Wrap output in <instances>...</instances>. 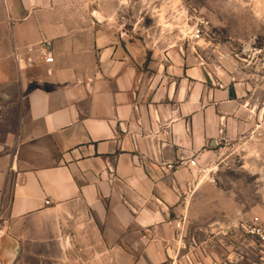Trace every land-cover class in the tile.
<instances>
[{
  "label": "crops",
  "instance_id": "crops-1",
  "mask_svg": "<svg viewBox=\"0 0 264 264\" xmlns=\"http://www.w3.org/2000/svg\"><path fill=\"white\" fill-rule=\"evenodd\" d=\"M135 27L102 0H0V264H243L181 163L205 166L243 108ZM42 41L53 62L15 59ZM201 221L212 239L188 241Z\"/></svg>",
  "mask_w": 264,
  "mask_h": 264
},
{
  "label": "rangeland",
  "instance_id": "rangeland-1",
  "mask_svg": "<svg viewBox=\"0 0 264 264\" xmlns=\"http://www.w3.org/2000/svg\"><path fill=\"white\" fill-rule=\"evenodd\" d=\"M102 1L108 11L118 7L135 21L137 36L152 34L160 40V50L174 47L184 57L186 69L199 67L210 89L230 91L243 108L239 115L231 113L240 120V128L234 124V131L225 134L222 129L205 166L200 165L207 171L199 181L212 186L201 190L207 203L194 207L216 217L228 214L222 226L217 222L225 237L215 241L228 244L234 259L243 264H263L257 237L246 228L264 229V0ZM4 128L0 120V129ZM5 135L0 132V158L10 147L3 145ZM12 181L8 177V184L0 188V215L9 206ZM187 223L188 241L194 236L200 241L212 239L206 230L210 222ZM196 229V235L191 233ZM91 255L94 260L96 254Z\"/></svg>",
  "mask_w": 264,
  "mask_h": 264
},
{
  "label": "built area",
  "instance_id": "built-area-1",
  "mask_svg": "<svg viewBox=\"0 0 264 264\" xmlns=\"http://www.w3.org/2000/svg\"><path fill=\"white\" fill-rule=\"evenodd\" d=\"M36 57L42 58L47 63L54 61V57L51 55L46 41H42L36 46L29 47L24 53L18 51L15 52V59L19 63L37 62ZM181 160H182L181 163L188 165L190 167L197 168V171L195 173L198 176L205 174L207 171V169L199 165V162L196 159V157H186V158H181ZM166 166L168 169H172L174 167L172 163H167ZM180 224H181L180 222L177 223L178 226H180ZM246 229L248 233L257 237V242L259 243L257 249L264 264V229L259 225L248 226Z\"/></svg>",
  "mask_w": 264,
  "mask_h": 264
},
{
  "label": "water",
  "instance_id": "water-1",
  "mask_svg": "<svg viewBox=\"0 0 264 264\" xmlns=\"http://www.w3.org/2000/svg\"><path fill=\"white\" fill-rule=\"evenodd\" d=\"M213 142L215 143V140Z\"/></svg>",
  "mask_w": 264,
  "mask_h": 264
}]
</instances>
